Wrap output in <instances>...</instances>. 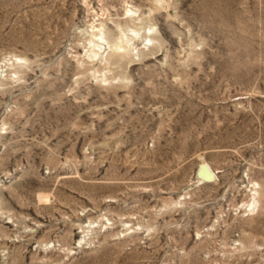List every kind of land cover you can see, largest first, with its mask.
Masks as SVG:
<instances>
[{
    "label": "rangeland",
    "instance_id": "374dc122",
    "mask_svg": "<svg viewBox=\"0 0 264 264\" xmlns=\"http://www.w3.org/2000/svg\"><path fill=\"white\" fill-rule=\"evenodd\" d=\"M0 264H264V0H0Z\"/></svg>",
    "mask_w": 264,
    "mask_h": 264
},
{
    "label": "bare ground",
    "instance_id": "6f19581e",
    "mask_svg": "<svg viewBox=\"0 0 264 264\" xmlns=\"http://www.w3.org/2000/svg\"><path fill=\"white\" fill-rule=\"evenodd\" d=\"M125 42V41H124ZM124 42H119L118 43V49L117 50H120L122 49V51L125 53V54H129V51H130V48H129V42L126 41V44H121V43H124ZM206 168V170L210 173V167L208 164H204V166ZM202 173H204L206 175V171H203L202 169ZM214 173V172H213ZM205 177V176H204Z\"/></svg>",
    "mask_w": 264,
    "mask_h": 264
},
{
    "label": "water",
    "instance_id": "95a60500",
    "mask_svg": "<svg viewBox=\"0 0 264 264\" xmlns=\"http://www.w3.org/2000/svg\"><path fill=\"white\" fill-rule=\"evenodd\" d=\"M202 169H203V171H206L207 172L206 174L210 177V173L206 170V168L203 167Z\"/></svg>",
    "mask_w": 264,
    "mask_h": 264
}]
</instances>
